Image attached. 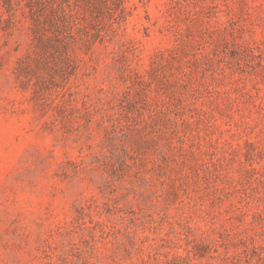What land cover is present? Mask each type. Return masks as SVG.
<instances>
[{"label": "rangeland", "instance_id": "rangeland-1", "mask_svg": "<svg viewBox=\"0 0 264 264\" xmlns=\"http://www.w3.org/2000/svg\"><path fill=\"white\" fill-rule=\"evenodd\" d=\"M0 264H264V0H0Z\"/></svg>", "mask_w": 264, "mask_h": 264}]
</instances>
